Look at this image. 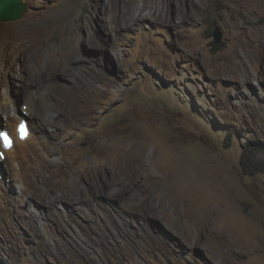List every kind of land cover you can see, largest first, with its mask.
Here are the masks:
<instances>
[{
    "label": "rangeland",
    "instance_id": "1",
    "mask_svg": "<svg viewBox=\"0 0 264 264\" xmlns=\"http://www.w3.org/2000/svg\"><path fill=\"white\" fill-rule=\"evenodd\" d=\"M23 1L0 39L30 10L61 28L0 54V94L12 114L33 103L55 163L21 205L7 181L0 264H264V174L242 166L249 142L264 160V0H148L161 16L128 26L124 0ZM10 116L0 105V129ZM40 212L59 243L26 218Z\"/></svg>",
    "mask_w": 264,
    "mask_h": 264
},
{
    "label": "bare ground",
    "instance_id": "2",
    "mask_svg": "<svg viewBox=\"0 0 264 264\" xmlns=\"http://www.w3.org/2000/svg\"><path fill=\"white\" fill-rule=\"evenodd\" d=\"M56 1H57V3L55 4L56 7L64 8L66 6V3H64L63 0H56ZM119 1L122 2V0H119ZM139 1H141L142 3L140 2L137 4H132L133 7H130L131 5L128 6V4L126 3L127 0L123 1L124 9H125L124 10L125 26H128L129 24L134 23L135 21H138V20H148V19L157 20L158 16L159 15L161 16V12H159L158 8L153 7V6L149 7L150 5L147 3L148 0H139ZM153 14L155 15V18L153 17ZM46 19H47V16L43 15L42 12L40 13V12H37V10H32V11L30 10L29 14L21 22L18 21L19 23L16 25L14 29L12 28L13 31L10 29V30H6V32L3 33L2 38L0 39V42L1 40L3 42V45L0 46V54L3 57H6L12 50H15L19 46H22L23 50L27 52H31V53L32 52L34 53L38 49H40L41 44L43 43V41H45L48 38L51 31L53 29L61 28L60 27L61 23L59 21L47 22ZM41 22H43V24L39 25V23ZM89 41L90 43L93 44L96 41L95 37L91 36ZM73 56H74V53L70 51L65 55V57L61 59L60 65H61V69L64 70V72L69 70L70 63L72 62L71 60H73L72 59ZM247 77H249L248 73H247ZM2 80H3V77L0 76V81ZM56 87L60 88L59 85H57ZM109 89L103 90L100 88H96L94 86L95 93L108 94L112 92ZM2 95L0 94V105L2 109L8 113V116L10 118H11L10 114L13 115L12 121L10 120L11 127L14 130L13 134L17 136L18 124L24 117L28 116L31 118V121H30L31 134L29 138L26 139L25 141H21L17 139L16 145L8 152V159L6 162L9 173L8 174L6 172L5 173H6L8 180H12L14 184L16 185L17 190L19 189V191L22 193L21 196H22L23 201L20 202V205H21L22 202H24L26 198L29 197L28 193L31 191L30 188L33 187V185H34V188H37L40 186L37 184L38 181L42 180L43 183L47 185L50 177L47 176L45 173H46V170L51 168L53 164L55 163V158L53 155L55 149H54V146H52L51 144H48L49 141L46 139L47 131L42 125L43 122H40L38 120V117L35 116V114L33 113L35 112L34 107L32 106L33 103L32 104L31 102L26 103L23 109H16L14 114H12L8 110L9 102H7L8 101L7 99L9 97L8 98L6 97L7 92H6V96H2ZM63 95H66V93H64ZM65 103L67 102L65 101ZM1 124L2 123L0 122V126ZM68 171H70V168L68 169ZM191 171L195 172L194 169H191ZM179 172L181 173V176L178 178L186 181L188 179L189 172H187L182 167H180ZM195 185L197 189L199 186V189H198L199 192L203 195L207 194V197H212L211 192H214L213 188L216 187L214 184V181L208 178H201ZM10 197L11 196H10V192L7 187L6 179H4V177H1L0 179V217L4 215L3 211L6 208L5 200H8ZM4 202H5V205H4ZM95 215L98 216V214H95ZM62 216H63V219L62 221H60V223L62 227H67L69 224H66V223H69V222H67L65 219L66 214L63 213ZM28 217H29L30 222H33L34 220L38 219L39 225L37 226V232L41 234H45V236H47L50 241L55 239L56 242L59 243L60 240L58 241V239L55 238L54 231L53 229L50 228V227H53L52 221H54V218H52L50 214L40 212L39 214L26 215V218Z\"/></svg>",
    "mask_w": 264,
    "mask_h": 264
},
{
    "label": "water",
    "instance_id": "3",
    "mask_svg": "<svg viewBox=\"0 0 264 264\" xmlns=\"http://www.w3.org/2000/svg\"><path fill=\"white\" fill-rule=\"evenodd\" d=\"M27 9V4L23 0H1L0 19L3 21L18 20L24 16ZM213 35L217 43L223 40L224 34L219 27L214 29Z\"/></svg>",
    "mask_w": 264,
    "mask_h": 264
},
{
    "label": "clouds",
    "instance_id": "4",
    "mask_svg": "<svg viewBox=\"0 0 264 264\" xmlns=\"http://www.w3.org/2000/svg\"><path fill=\"white\" fill-rule=\"evenodd\" d=\"M30 121H31V119L28 118V117H25V118H23L20 121V123L18 124L17 136L15 134H13V132L10 131V130L2 129L3 126L0 129L1 130L0 132H6L8 134V136H9L10 140H11V147L10 148H5L4 145H3V142L0 141V179H1V177H4V179L6 178V183H7V181H10V180H8V178H7L6 174H5L3 162L7 160L8 152L16 145L17 139H19L21 141H25L26 139L29 138V136L31 134ZM21 124H24L25 127H26V136H25V138H21V133L19 131V128H20ZM248 144H256L258 146V148H260V145L258 143L249 142V143L246 144V150H247ZM246 150H245V152H246ZM258 150H257V155H258ZM242 160H243V157H242ZM261 160H263V159H261ZM260 174H263V173H260Z\"/></svg>",
    "mask_w": 264,
    "mask_h": 264
},
{
    "label": "trees",
    "instance_id": "5",
    "mask_svg": "<svg viewBox=\"0 0 264 264\" xmlns=\"http://www.w3.org/2000/svg\"><path fill=\"white\" fill-rule=\"evenodd\" d=\"M258 146L248 144L247 150L243 156L242 166L248 174H264V160L257 155Z\"/></svg>",
    "mask_w": 264,
    "mask_h": 264
},
{
    "label": "snow or ice",
    "instance_id": "6",
    "mask_svg": "<svg viewBox=\"0 0 264 264\" xmlns=\"http://www.w3.org/2000/svg\"><path fill=\"white\" fill-rule=\"evenodd\" d=\"M19 131L21 133V138H25L26 136V127L24 124L20 125ZM0 141L3 142L5 148L11 147V140L6 132H0Z\"/></svg>",
    "mask_w": 264,
    "mask_h": 264
}]
</instances>
